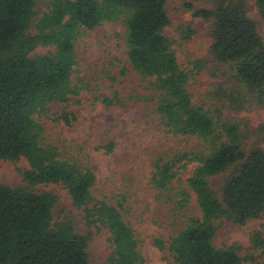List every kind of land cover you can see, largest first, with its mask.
I'll list each match as a JSON object with an SVG mask.
<instances>
[{"label": "trees", "instance_id": "obj_1", "mask_svg": "<svg viewBox=\"0 0 264 264\" xmlns=\"http://www.w3.org/2000/svg\"><path fill=\"white\" fill-rule=\"evenodd\" d=\"M40 1L42 3L40 4ZM169 0H0V161L18 162L23 186L0 184V264H90L91 228L106 231L110 253L100 264H143L144 256L121 201L94 195L96 176L87 166L63 157L45 135L44 120L71 126L77 115L56 105L67 104L89 84L74 81L77 40L103 22L123 25L127 65L120 74L138 76L140 84L122 94H93L105 107L125 108L149 102L163 131L194 138L198 145L172 154L159 153L152 162L149 186L158 204L167 208L174 230L152 244L171 264H242L238 242L217 246L218 227L225 221L244 225L264 213V150L251 142L245 118L226 116L243 106L264 109V42L245 0H210V6L185 2L193 18L209 23V58L183 67L174 41L165 32L171 21ZM264 25V0L254 1ZM195 29H180L189 40ZM38 47L47 48L36 53ZM210 62L226 64L238 89L219 88L214 104L193 102L190 82ZM113 85L117 76L105 72ZM82 82V79H80ZM93 91V90H92ZM110 150L112 142L107 146ZM106 147V148H107ZM193 164L182 182L181 174ZM225 174L219 189L211 179ZM61 185L73 207L83 213L87 231L71 220L54 223L56 196L35 191L36 185ZM199 214L191 205L192 194ZM251 249L264 264V236L250 234Z\"/></svg>", "mask_w": 264, "mask_h": 264}, {"label": "rangeland", "instance_id": "obj_2", "mask_svg": "<svg viewBox=\"0 0 264 264\" xmlns=\"http://www.w3.org/2000/svg\"><path fill=\"white\" fill-rule=\"evenodd\" d=\"M247 13L257 27L264 42V25L259 16L254 1L245 0ZM185 2H191L195 7L210 6V0H169L167 11L170 25L165 32L174 41V48L179 62L183 67H189L190 61L196 58H209L208 51L212 43L209 35V23L193 18L191 10L183 7ZM42 1H40V4ZM191 23L195 34L184 41L180 37L182 26ZM123 25L119 22H103L100 26L86 32L76 43L77 65L74 81L78 86L89 84V89H82L67 104L56 105L59 109L70 110L77 115V121L71 126L62 122L55 123L44 120L45 135L49 142L59 146L63 157L72 158L78 164L89 167L96 176L94 195L121 201L126 209V217L131 222L144 256L143 264H171L166 253L159 251L152 244L153 236L167 238L175 229L167 214V208L157 203L154 192L149 186L150 174L153 170L152 160L159 153L172 154L177 150H189L198 145L194 138L173 136L162 130L159 117L153 112L149 102H137L125 108L105 107L99 101H94L93 94H109L119 90L122 94L130 92L132 87L140 84L138 76L128 74L123 76L120 71L127 65L123 38ZM47 48L38 47L36 53H43ZM105 72L117 76L111 85L105 77ZM82 79V82L80 81ZM233 72L226 64L208 63L189 84L193 102L212 106L215 101L212 93L219 88L235 90ZM238 89V88H237ZM226 116L245 118L251 128V142L264 150V109L258 104H251L240 111L225 112ZM112 142L109 150L108 145ZM107 147V148H106ZM27 161L20 159L13 163L0 161V184L10 187L23 186L16 167H27ZM193 164L187 166L181 174L182 182L191 173ZM225 174L211 179V185L219 189ZM35 191H47L56 196L52 210L53 222L71 220L75 229L85 233L87 228L83 213L75 209L67 191L57 184L36 185ZM191 205L199 214L193 193ZM88 252L90 264H100L110 253L106 231L97 232L90 229ZM259 231L264 236V213L248 220L244 225L225 221L220 224L215 235V244L238 242L243 247V254L255 256L253 262L242 264H260V251L251 249L250 234Z\"/></svg>", "mask_w": 264, "mask_h": 264}]
</instances>
